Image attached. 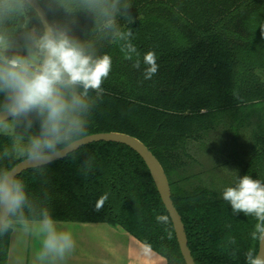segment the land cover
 <instances>
[{"label":"trees","instance_id":"16d2710c","mask_svg":"<svg viewBox=\"0 0 264 264\" xmlns=\"http://www.w3.org/2000/svg\"><path fill=\"white\" fill-rule=\"evenodd\" d=\"M38 1L55 28L90 54L112 58L102 96L89 91L87 97L88 135L123 133L151 150L168 178L197 264H246L247 250L259 247L250 237L256 220L233 214L222 192L246 174L264 182V0ZM27 23L44 31L25 0H0L2 37L18 38ZM129 28L139 68L137 57L127 60L121 52L125 41L117 33ZM148 51L158 64L151 79L144 77ZM4 102L0 93V111ZM40 123L33 111L0 124V170L28 159L19 150L40 134ZM18 178L29 223L48 210L60 223L121 227L167 264H186L151 172L130 147L92 143ZM103 193L108 198L97 210ZM157 215L169 222L158 223ZM10 219L0 233V264H8L12 230L22 226Z\"/></svg>","mask_w":264,"mask_h":264},{"label":"clouds","instance_id":"9594fccd","mask_svg":"<svg viewBox=\"0 0 264 264\" xmlns=\"http://www.w3.org/2000/svg\"><path fill=\"white\" fill-rule=\"evenodd\" d=\"M112 10L115 11L114 6ZM108 23L113 24L114 19ZM117 35L125 41L121 46L124 58L137 57L134 67L139 68L140 53L132 43L131 28ZM6 49L4 38L0 37V93L5 97L0 116L19 118L35 111L41 118L40 134L30 137L27 146L19 150L20 154H26L34 166H40L74 151L88 137L89 91H94L98 98L102 96V84L111 72L112 58L108 54H90L85 45L66 31L52 26L32 40L27 55L8 56ZM156 61L154 51L143 55V63L147 65L145 79H151L158 71ZM107 198L108 193L98 198L97 210ZM222 198L230 204L233 214L243 213L256 220L250 237L259 247H250L245 261L246 264H264V182L247 174L238 176L234 186L223 190ZM26 199L24 185L15 171L0 170V231L11 226L10 217H17L16 222L26 232L33 231L43 237L37 253L41 264L64 260L75 248L72 232L59 229L48 210L43 211L38 222L30 224L22 211ZM156 221L167 224L169 217L157 215ZM168 236L171 239L170 232ZM228 243L234 245L235 238H229ZM144 252L150 253L151 246L146 244Z\"/></svg>","mask_w":264,"mask_h":264},{"label":"crops","instance_id":"0c3cea01","mask_svg":"<svg viewBox=\"0 0 264 264\" xmlns=\"http://www.w3.org/2000/svg\"><path fill=\"white\" fill-rule=\"evenodd\" d=\"M57 227L72 232L75 248L56 264H167V260L152 249L145 253V245L121 227L60 222ZM42 239L33 231L26 232L23 226L14 227L8 264H41L37 253Z\"/></svg>","mask_w":264,"mask_h":264},{"label":"water","instance_id":"95a60500","mask_svg":"<svg viewBox=\"0 0 264 264\" xmlns=\"http://www.w3.org/2000/svg\"><path fill=\"white\" fill-rule=\"evenodd\" d=\"M37 13L38 17L41 20L43 29L45 30L46 27L52 26L54 27L53 22L49 18L48 14L40 4L38 0H25ZM14 118L12 117H3L0 116V124L8 122ZM98 142H112V143H119L126 145L136 151L142 159L145 161L146 165L148 166L151 175L153 177V180L157 186V189L160 193V196L162 198V201L167 209V211L170 214V217L172 219L174 229L176 232L177 240L181 249V253L183 255V258L186 262V264H197L192 256V252L189 248L188 243V237L186 234V229L183 223V220L177 210V208L174 205V202L172 200L171 195V189L170 184L168 181V178L164 172V169L158 159L154 156V154L151 152V150L142 143L139 139L123 134V133H97L88 135L87 139H85L80 146H78L74 151H69L68 153L53 159L50 163L43 164L40 166H34L29 159H26L19 164H17L13 169L15 173L18 175H22L24 172L40 167H44L47 165H50L56 161L63 160L67 158L70 154L78 151L80 148L87 146L92 143H98ZM1 233V231H0Z\"/></svg>","mask_w":264,"mask_h":264},{"label":"rangeland","instance_id":"374dc122","mask_svg":"<svg viewBox=\"0 0 264 264\" xmlns=\"http://www.w3.org/2000/svg\"><path fill=\"white\" fill-rule=\"evenodd\" d=\"M39 35L40 32L35 28L30 27L27 23L23 33L18 38L10 39L3 37L5 44L7 45L6 51H17L28 54V50L32 48V40ZM0 37L2 36L0 35ZM4 129H8V127H5Z\"/></svg>","mask_w":264,"mask_h":264}]
</instances>
